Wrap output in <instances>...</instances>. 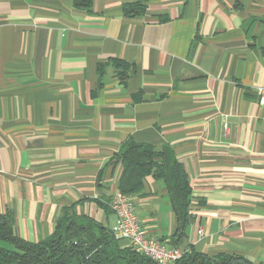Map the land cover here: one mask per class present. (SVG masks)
Here are the masks:
<instances>
[{
  "label": "crops",
  "instance_id": "obj_1",
  "mask_svg": "<svg viewBox=\"0 0 264 264\" xmlns=\"http://www.w3.org/2000/svg\"><path fill=\"white\" fill-rule=\"evenodd\" d=\"M135 1L0 0V214L31 242L67 209L113 229L133 139L191 185L180 230L163 179L130 195L149 236L264 264V0H141L128 16Z\"/></svg>",
  "mask_w": 264,
  "mask_h": 264
},
{
  "label": "trees",
  "instance_id": "obj_2",
  "mask_svg": "<svg viewBox=\"0 0 264 264\" xmlns=\"http://www.w3.org/2000/svg\"><path fill=\"white\" fill-rule=\"evenodd\" d=\"M141 0L129 3L126 14L134 16L144 11ZM115 163L122 173L120 191L132 195L142 190L149 174L163 179L169 189L179 230L188 221L191 185L187 172L168 149L156 151L152 145L129 139ZM0 240L13 248L0 246V264H159L148 256L120 244L116 235L88 216L67 209L58 221L55 232L48 238L31 242L14 231L11 215L0 214ZM177 264H249L238 255L209 257L188 250Z\"/></svg>",
  "mask_w": 264,
  "mask_h": 264
},
{
  "label": "built area",
  "instance_id": "obj_3",
  "mask_svg": "<svg viewBox=\"0 0 264 264\" xmlns=\"http://www.w3.org/2000/svg\"><path fill=\"white\" fill-rule=\"evenodd\" d=\"M256 93L264 100V84L255 87ZM110 206L117 215L113 231L117 238L126 240L137 253L148 256L159 264H177L186 250L148 235L136 211L132 196L118 192L113 196ZM203 229L198 230L202 233Z\"/></svg>",
  "mask_w": 264,
  "mask_h": 264
},
{
  "label": "water",
  "instance_id": "obj_4",
  "mask_svg": "<svg viewBox=\"0 0 264 264\" xmlns=\"http://www.w3.org/2000/svg\"><path fill=\"white\" fill-rule=\"evenodd\" d=\"M105 227V226H104ZM107 228V227H106ZM113 235H115L113 229L107 228Z\"/></svg>",
  "mask_w": 264,
  "mask_h": 264
}]
</instances>
